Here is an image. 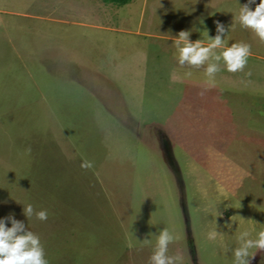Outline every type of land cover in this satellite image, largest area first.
<instances>
[{"label": "rangeland", "instance_id": "rangeland-1", "mask_svg": "<svg viewBox=\"0 0 264 264\" xmlns=\"http://www.w3.org/2000/svg\"><path fill=\"white\" fill-rule=\"evenodd\" d=\"M245 2L0 0V217L38 235L47 264H148L139 241L163 227L182 264H232L239 231L255 236L264 42L236 18ZM216 21L250 55L236 72L218 62L210 85L174 37L207 44ZM214 221L225 235L208 240Z\"/></svg>", "mask_w": 264, "mask_h": 264}, {"label": "clouds", "instance_id": "clouds-1", "mask_svg": "<svg viewBox=\"0 0 264 264\" xmlns=\"http://www.w3.org/2000/svg\"><path fill=\"white\" fill-rule=\"evenodd\" d=\"M236 18L242 27L251 29L259 40L264 42V0H259V3H256V0H246L244 4H239ZM201 23L203 24V21ZM214 23L215 35L209 37L207 34V44L200 39L190 41L189 36L192 29L181 30L174 37L177 63L197 67L206 64L204 76L210 85L215 83L213 77L219 71L218 62L222 61L228 72H236L243 69L250 55L248 43L234 42L226 46L225 26L219 21ZM204 31L207 33L206 29ZM190 74L186 73V75ZM80 167L89 168L91 162L84 160ZM23 215L26 218L35 216L36 219L43 221L47 219L48 211L34 209L31 203H27L23 206ZM241 220L245 219L241 218ZM248 220L259 225V230L255 231L254 237L249 230L239 231L235 237L236 246L231 249L232 264H250V260L255 255V252L250 250H264V223ZM6 221L10 223V227L6 226ZM226 227H231V224ZM224 235L217 231L214 221V227L207 232V239L215 240ZM152 238H154V243ZM175 239H177L175 233L168 227H163L155 235L149 234L147 238L139 241L143 245H152L148 264H182V257L179 253L168 254L169 244ZM0 264H47L39 236L29 231L24 222L15 219L11 214L0 217Z\"/></svg>", "mask_w": 264, "mask_h": 264}, {"label": "trees", "instance_id": "trees-1", "mask_svg": "<svg viewBox=\"0 0 264 264\" xmlns=\"http://www.w3.org/2000/svg\"><path fill=\"white\" fill-rule=\"evenodd\" d=\"M104 4H113L117 7L126 5L130 0H100Z\"/></svg>", "mask_w": 264, "mask_h": 264}]
</instances>
